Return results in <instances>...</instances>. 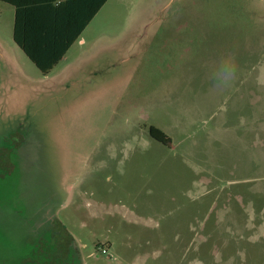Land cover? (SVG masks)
<instances>
[{
    "label": "rangeland",
    "instance_id": "1",
    "mask_svg": "<svg viewBox=\"0 0 264 264\" xmlns=\"http://www.w3.org/2000/svg\"><path fill=\"white\" fill-rule=\"evenodd\" d=\"M14 20L0 264H264V0H108L48 73Z\"/></svg>",
    "mask_w": 264,
    "mask_h": 264
},
{
    "label": "trees",
    "instance_id": "2",
    "mask_svg": "<svg viewBox=\"0 0 264 264\" xmlns=\"http://www.w3.org/2000/svg\"><path fill=\"white\" fill-rule=\"evenodd\" d=\"M15 7L13 37L44 73L51 71L107 0H1ZM151 136L171 139L152 126Z\"/></svg>",
    "mask_w": 264,
    "mask_h": 264
},
{
    "label": "crops",
    "instance_id": "3",
    "mask_svg": "<svg viewBox=\"0 0 264 264\" xmlns=\"http://www.w3.org/2000/svg\"><path fill=\"white\" fill-rule=\"evenodd\" d=\"M0 1H1V0H0ZM107 1H108V0H107ZM107 1L105 2V4L107 3ZM2 2H4V1H2ZM5 3H7V2H5ZM8 4H9V3H8ZM105 4H104V5H105ZM10 5H12V4H10ZM104 5H103V6H104ZM12 6H13V5H12ZM103 6H102V7H103ZM102 7H101V8H102ZM14 8H15V7H14ZM101 8H100V10H101ZM100 10H99V11H100ZM99 11H98V12H99ZM98 12H97V13H98ZM96 15H97V14H96ZM96 15H95V16H96ZM95 16H94V17H95ZM93 19H94V18H93ZM93 19H92V20H93ZM92 20H91V21H92ZM91 21L89 22V24L91 23ZM89 24H88V25H89ZM88 25L84 28V30L82 31L81 35H82L83 32L85 31V29L88 27ZM13 31H14V30H13ZM81 35L79 36V38L81 37ZM13 38H14V37H13ZM79 38H78V39H79ZM78 39H77V40H78ZM77 40H76V41H77ZM14 41H15V40H14ZM76 41H75V42H76ZM75 42H74V43H75ZM74 43H73V44H74ZM16 44H17V43H16ZM73 44H72V46H73ZM17 45H18V44H17ZM18 46H19V45H18ZM72 46H71V47H72ZM19 47H20V46H19ZM71 47H70V48H71ZM20 48H21V47H20ZM70 48H69V50H70ZM21 49H22V48H21ZM22 50H23V49H22ZM69 50H68V51H69ZM68 51H67V52H68ZM67 52H66V54H67ZM66 54H65V55H66ZM65 55L63 56V58L65 57ZM63 58H62V59H63ZM62 59H61V60H62ZM83 264H84V263H83Z\"/></svg>",
    "mask_w": 264,
    "mask_h": 264
},
{
    "label": "built area",
    "instance_id": "4",
    "mask_svg": "<svg viewBox=\"0 0 264 264\" xmlns=\"http://www.w3.org/2000/svg\"><path fill=\"white\" fill-rule=\"evenodd\" d=\"M102 252H103L104 254H107V253H108V250H107L106 248H103V249H102Z\"/></svg>",
    "mask_w": 264,
    "mask_h": 264
}]
</instances>
